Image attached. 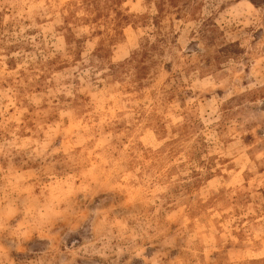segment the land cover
Returning <instances> with one entry per match:
<instances>
[{"label": "rangeland", "instance_id": "1", "mask_svg": "<svg viewBox=\"0 0 264 264\" xmlns=\"http://www.w3.org/2000/svg\"><path fill=\"white\" fill-rule=\"evenodd\" d=\"M0 264H264V0H0Z\"/></svg>", "mask_w": 264, "mask_h": 264}]
</instances>
